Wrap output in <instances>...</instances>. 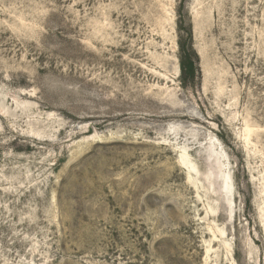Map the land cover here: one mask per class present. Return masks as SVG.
<instances>
[{"label": "rangeland", "instance_id": "374dc122", "mask_svg": "<svg viewBox=\"0 0 264 264\" xmlns=\"http://www.w3.org/2000/svg\"><path fill=\"white\" fill-rule=\"evenodd\" d=\"M0 264H264V0H0Z\"/></svg>", "mask_w": 264, "mask_h": 264}, {"label": "trees", "instance_id": "16d2710c", "mask_svg": "<svg viewBox=\"0 0 264 264\" xmlns=\"http://www.w3.org/2000/svg\"><path fill=\"white\" fill-rule=\"evenodd\" d=\"M177 58L181 84L193 87L199 78L197 56L193 50L192 32L189 28L177 25Z\"/></svg>", "mask_w": 264, "mask_h": 264}, {"label": "bare ground", "instance_id": "6f19581e", "mask_svg": "<svg viewBox=\"0 0 264 264\" xmlns=\"http://www.w3.org/2000/svg\"><path fill=\"white\" fill-rule=\"evenodd\" d=\"M187 162H188L187 159H185V158H181V167H182V165H183V166H185L184 169L187 168V171L191 172V170H193V169H192L191 166L187 165ZM222 179H224V178H221V181H222ZM226 179H227V178H226ZM226 179H225V181H224V183H223V186H222V188H223V192L225 191V193L228 191V190H227V189H228V182H227L228 180H226Z\"/></svg>", "mask_w": 264, "mask_h": 264}]
</instances>
